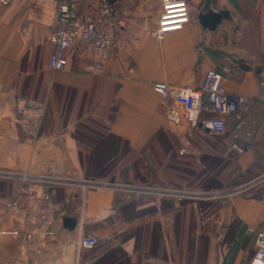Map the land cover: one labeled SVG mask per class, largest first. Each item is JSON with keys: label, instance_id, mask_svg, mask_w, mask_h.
Masks as SVG:
<instances>
[{"label": "crops", "instance_id": "obj_1", "mask_svg": "<svg viewBox=\"0 0 264 264\" xmlns=\"http://www.w3.org/2000/svg\"><path fill=\"white\" fill-rule=\"evenodd\" d=\"M81 1L80 13L104 0ZM107 1L117 29L102 74L91 72L92 50L80 41L67 50L64 70H50L56 0L0 3V169L74 180L47 188L57 203L47 213L56 235L36 264H250L256 240L250 229L264 230V184L250 194L210 201L157 197L108 185L87 188L86 201L100 204L108 214L86 225L98 237L97 245L78 251V227L70 229L64 220L79 219L80 183L85 180L216 190L264 172L263 154L258 174L242 180L254 162L253 150L226 155L230 138L220 151L239 158L218 167L223 156L208 150L214 141L221 142L207 136L200 140L194 130L189 133L193 152L180 157L184 138L168 130L171 100L154 90L156 82L199 87L206 72L216 68L226 76L229 92L247 101L248 129L262 144L264 100L258 69H264V0H188L190 22L162 39L155 36L160 0ZM207 2L213 12L229 11L215 30L199 19ZM18 97L46 101L36 141L16 121ZM233 120L228 119L229 132ZM204 174L206 184H196ZM17 189V182L0 179V205ZM28 214L40 221L33 206ZM19 221L13 213L0 212V229L17 230ZM28 255L34 258L19 243L0 241L2 264H28Z\"/></svg>", "mask_w": 264, "mask_h": 264}, {"label": "built area", "instance_id": "obj_2", "mask_svg": "<svg viewBox=\"0 0 264 264\" xmlns=\"http://www.w3.org/2000/svg\"><path fill=\"white\" fill-rule=\"evenodd\" d=\"M13 0H0L2 4H9ZM161 12L155 36L162 39L167 34L182 30L190 22L188 0H160ZM81 0H56V15L52 26L51 42L53 50L49 57V68L61 71L68 65L67 50L76 41L86 43L92 50L94 63L91 72L104 73L105 62L114 47V35L117 29V17L110 3L104 0L95 8L79 12ZM260 97L264 100V69H258ZM154 90L167 100H171L168 108V130L182 136L184 141L178 154L187 156L193 151L189 133L198 128L206 130L213 138L227 144L226 155L232 150L243 153L248 147L247 139L251 132L248 120L244 117L247 101L237 93L229 92L226 76L211 68L206 72L203 83L199 87L172 85L168 82H156ZM46 111L45 100H35L18 97L16 100V121L25 130L30 141H36L40 136L42 121ZM203 114L213 117L202 119ZM235 116L231 132L228 130V119ZM0 179L18 183L15 195L4 205H0V212L7 211L20 218L17 230L0 229V241L4 243H19L24 252H32L33 257L27 256L28 264H36L49 239L55 238V233L49 229L52 220L47 216L48 211L55 210L57 203L53 198L50 186H67L74 180L66 176L52 173L34 174L17 169H0ZM83 200L80 217L76 221L79 230L77 249L93 248L98 243V237L86 229V225L98 218L106 217L107 210L100 204H89L86 201V189L101 186H113L117 189H127L135 193L153 195L157 197H172L177 200H221L234 195L246 194L264 184V172L246 183L226 189L200 190L189 187H160L146 184H115L113 181L85 180L81 182ZM33 206L40 216L38 222L30 217L28 207ZM38 224L40 225L38 227ZM256 232L255 251L250 264H264V230L250 229ZM0 264L2 262L0 261Z\"/></svg>", "mask_w": 264, "mask_h": 264}, {"label": "trees", "instance_id": "obj_3", "mask_svg": "<svg viewBox=\"0 0 264 264\" xmlns=\"http://www.w3.org/2000/svg\"><path fill=\"white\" fill-rule=\"evenodd\" d=\"M254 17L255 16H252V19H254ZM216 69V68H215ZM217 70V69H216ZM219 71V70H218ZM263 103V102H262ZM264 105V104H263ZM247 113H248V111H246L245 112V115H244V117L247 119ZM210 117H213V115L212 114H203L202 115V119L201 120H204V119H207V118H210ZM232 118L234 119L233 120V123L235 124V122L237 121V119H236V117L235 116H232ZM197 132V133H196ZM194 133H196V134H199L201 137H200V140H202V139H205V137L207 136L208 138H209V140H211V141H214V140H212V136L206 131V130H203V129H201V128H198L197 130H195L194 131ZM193 133V134H194ZM197 137H199L198 135H197ZM215 143H216V145H215V147L214 148H212V149H210V147H209V152H211V153H214V154H216V155H222L223 156V160H222V162H220V163H218V167L219 166H221V167H223V165L226 163V162H236L237 160H238V156L236 155H233V154H230L229 156H225L224 157V153L223 152H221L220 151V148H221V146H222V143H218L217 141H214ZM247 144H248V147L246 148V150L248 149H250V150H253V154H254V162H253V164L249 167V169H247L246 170V172H244V173H242V180H245V179H248V178H246V177H252V176H255L256 174H258L257 173V171H259L258 169H256V168H260V162H261V159H262V156H263V154H264V142L262 143V144H259L258 145V143L257 142H255L254 141V135H253V133L251 132V135H250V137H248V139H247ZM218 151H220V152H218ZM237 154H239V153H237ZM210 161H211V159H209V160H206V162H209L210 163ZM200 167H201V164H200ZM192 176H194V175H188V176H186V177H192ZM206 176V174H204L203 176H200L199 178H193V179H196V180H194V182L196 183V182H199V184L202 186L204 183L206 184V181L207 180H205V177ZM203 180V181H202ZM192 183V182H191ZM197 184V183H196ZM261 187V186H260ZM259 188V187H258ZM253 191V190H252ZM252 191H250L249 193H246V194H250ZM217 206H215V208H216ZM215 208H213V209H211L209 212H211V211H214L215 210Z\"/></svg>", "mask_w": 264, "mask_h": 264}, {"label": "water", "instance_id": "obj_4", "mask_svg": "<svg viewBox=\"0 0 264 264\" xmlns=\"http://www.w3.org/2000/svg\"><path fill=\"white\" fill-rule=\"evenodd\" d=\"M229 17V11L222 10L221 12H213L210 8V2H207L206 6L203 9V12L200 14L199 19L203 26L215 30L218 23L224 18ZM114 181V179H112ZM65 226L73 229L76 225V221L71 220L70 218H65Z\"/></svg>", "mask_w": 264, "mask_h": 264}, {"label": "rangeland", "instance_id": "obj_5", "mask_svg": "<svg viewBox=\"0 0 264 264\" xmlns=\"http://www.w3.org/2000/svg\"><path fill=\"white\" fill-rule=\"evenodd\" d=\"M249 117L251 118V115Z\"/></svg>", "mask_w": 264, "mask_h": 264}]
</instances>
